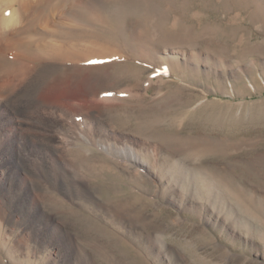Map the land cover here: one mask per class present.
I'll return each mask as SVG.
<instances>
[{
    "label": "rangeland",
    "instance_id": "rangeland-1",
    "mask_svg": "<svg viewBox=\"0 0 264 264\" xmlns=\"http://www.w3.org/2000/svg\"><path fill=\"white\" fill-rule=\"evenodd\" d=\"M2 1L0 18L19 0ZM51 3L67 20L24 29L2 74L39 69L44 102L74 111L79 130L82 106L98 108L115 138L98 136L150 166L77 141L91 191L39 192L72 243L48 244L0 192V264H264V0ZM77 72L87 85L50 89Z\"/></svg>",
    "mask_w": 264,
    "mask_h": 264
},
{
    "label": "bare ground",
    "instance_id": "bare-ground-1",
    "mask_svg": "<svg viewBox=\"0 0 264 264\" xmlns=\"http://www.w3.org/2000/svg\"><path fill=\"white\" fill-rule=\"evenodd\" d=\"M4 3L5 1L0 0V5ZM15 7L7 17L0 18V58L12 47L17 48L24 42L19 36L24 29L31 27L35 33L38 31L47 34L53 26L67 20L66 17L59 18V13L63 11H58V6L52 4L51 0H19ZM46 8H49L48 11ZM41 44L35 46L36 51L41 49ZM18 50L22 51V48ZM52 55L49 53L45 59L56 58V55ZM20 68L22 69L21 66ZM74 69L80 71L84 67L77 66ZM0 70V192L7 194L6 203L24 213L32 230H39L37 234L43 232L42 237L48 244L56 242L62 249L65 241L72 243V236L67 229L64 230L63 224H58L57 220H61L60 218L44 209L39 192L44 191L46 185L68 191H91L92 177L70 158L71 148L77 141L93 146L101 144L104 149L121 157L125 156L124 159L133 161L145 170H149L150 165L140 157L142 149L136 151L134 148L119 147L116 143L105 142L98 136L101 133L115 138L113 127L102 123L98 108H92L96 110V114L90 108L82 106L86 112L85 117L83 116L86 129L79 130L76 121L71 120L76 115L74 111L62 106L60 102H44L39 94L43 84L41 76L38 75L39 69H32L26 75L14 73V76L2 74L3 70ZM64 70L68 71L67 68ZM65 77L57 75L52 80L49 79L53 82L50 89L87 85V79L78 72L70 74L66 82L63 80ZM50 91L42 96L58 94ZM118 93H102V96L104 100H118ZM68 164L75 168V173L71 174L66 170L65 166Z\"/></svg>",
    "mask_w": 264,
    "mask_h": 264
}]
</instances>
